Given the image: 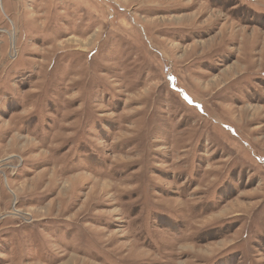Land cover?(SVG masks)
<instances>
[{
  "label": "rangeland",
  "instance_id": "1",
  "mask_svg": "<svg viewBox=\"0 0 264 264\" xmlns=\"http://www.w3.org/2000/svg\"><path fill=\"white\" fill-rule=\"evenodd\" d=\"M69 261L264 264V0H0V264Z\"/></svg>",
  "mask_w": 264,
  "mask_h": 264
},
{
  "label": "bare ground",
  "instance_id": "2",
  "mask_svg": "<svg viewBox=\"0 0 264 264\" xmlns=\"http://www.w3.org/2000/svg\"><path fill=\"white\" fill-rule=\"evenodd\" d=\"M260 37V36H259ZM78 41V40H77ZM99 184V183H98ZM101 184V183H100ZM101 186H103V187H105V183L104 184H102ZM17 212V214H19L20 213V211H16ZM16 214V215H17ZM189 249H192V248H190L189 246H187ZM187 247H185V245H183L182 246V248L184 249V248H187ZM73 262V261H72ZM71 263V261H69V262H67V263H65V264H70Z\"/></svg>",
  "mask_w": 264,
  "mask_h": 264
}]
</instances>
